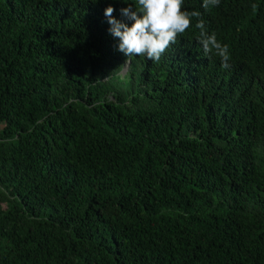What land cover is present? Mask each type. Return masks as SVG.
<instances>
[{"label":"trees","instance_id":"obj_1","mask_svg":"<svg viewBox=\"0 0 264 264\" xmlns=\"http://www.w3.org/2000/svg\"><path fill=\"white\" fill-rule=\"evenodd\" d=\"M109 5L0 0V264H264V0H183L228 68L195 18L126 57Z\"/></svg>","mask_w":264,"mask_h":264},{"label":"clouds","instance_id":"obj_2","mask_svg":"<svg viewBox=\"0 0 264 264\" xmlns=\"http://www.w3.org/2000/svg\"><path fill=\"white\" fill-rule=\"evenodd\" d=\"M97 2L98 0H92V3ZM116 2L127 5L119 11L131 24L114 18L116 10L111 5L104 9V16L109 25L108 33L118 38L117 48L126 57L143 56L159 62L162 55L177 43V37L192 26L195 18V28L199 30L197 40L203 51L219 57L222 67H229L231 56L228 45L222 44L215 32H209L199 11L185 10L183 0H136L135 6L128 0ZM220 2L221 0H202V7H218Z\"/></svg>","mask_w":264,"mask_h":264}]
</instances>
